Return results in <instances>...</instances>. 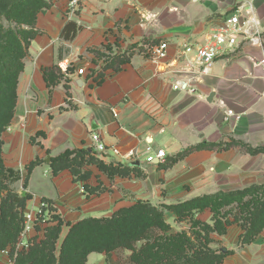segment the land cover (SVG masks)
Masks as SVG:
<instances>
[{
	"label": "crops",
	"instance_id": "1",
	"mask_svg": "<svg viewBox=\"0 0 264 264\" xmlns=\"http://www.w3.org/2000/svg\"><path fill=\"white\" fill-rule=\"evenodd\" d=\"M248 3L255 6L264 30V0H84L73 20L81 30L72 41L61 38L68 22L62 0L41 13L35 27L41 34L29 46L15 115L2 135L4 164L21 171L23 179L27 165L36 159L44 161L31 174L25 190L31 196L26 211L48 200L55 215L74 224L111 217L137 201L171 205L264 184V154L251 156L240 148L194 151L169 169L158 161L146 163L148 148L154 153L164 151L167 161L202 144L236 141L264 147L263 51L242 45L218 58L210 74L198 82L191 79L181 56L186 46L203 44L227 15ZM147 42H167L168 56L160 61L146 57L140 49L147 48ZM106 44H118L123 52L137 48L120 72L105 71L103 84L96 86V74L104 63L91 50H102ZM193 57V53L186 56ZM54 65L70 79L69 92L64 80L50 93L43 69ZM80 69L86 74L79 76ZM176 81L181 82L179 90L174 89ZM228 110L241 118L226 120ZM39 132L44 134L37 136ZM93 134L107 148L105 156L96 155L100 160L124 165L139 161L146 177L111 180L96 166H89L87 184L106 189L89 199L84 184L74 182L70 171L54 176L45 159L67 150L95 151ZM133 151L137 156L130 160ZM203 215L211 213L199 217ZM234 229L238 237L228 251L235 254L223 264H264V232L255 243L238 250L242 230ZM68 231L65 226L63 234ZM119 256V251L110 256L92 253L87 264H119Z\"/></svg>",
	"mask_w": 264,
	"mask_h": 264
},
{
	"label": "trees",
	"instance_id": "2",
	"mask_svg": "<svg viewBox=\"0 0 264 264\" xmlns=\"http://www.w3.org/2000/svg\"><path fill=\"white\" fill-rule=\"evenodd\" d=\"M49 9L45 0H0L1 15L32 27L20 32L22 39L0 27V251L11 248L13 264H87L92 253L110 256L121 249L131 251L128 259L130 264H223L235 251L222 253L221 248H213V235L224 237L231 226L237 225L242 230L238 247L244 248L255 243L264 232V184L228 193L204 195L171 205L156 206L137 201L131 207L118 210L111 217H91L74 224L65 223L54 213L51 218L55 224L44 228V238H37L39 241L36 239L28 251L14 256L15 246L23 229L27 201L31 196L26 194L23 197L10 189V185L24 180L23 187L27 190L31 174L44 161L36 159L27 165L23 179L21 171L7 168L4 164L2 135L15 115L19 78L24 70V59L28 55L29 46L41 34L35 30L38 16ZM80 30L81 27L75 21H68L61 31V38L72 41ZM158 45L160 44L147 42V48H141L140 52L150 58L151 49ZM135 48L137 47L132 46L128 51L119 53L121 48L118 44H106L103 51L91 50L104 63L102 71L96 74V86L103 84L105 71L111 69L114 73L120 72L130 62V53ZM96 64L99 65L98 62ZM43 73L51 94L64 80L69 92L68 84L71 81L58 65L43 69ZM43 134L39 132L37 136ZM31 142L36 144L35 138ZM231 148H240L251 156L264 154V147L253 148L236 141L227 144H202L165 160L163 168L173 167L194 151L209 149L222 152ZM89 166H96L111 180L116 177H146L138 167L131 164L105 163L96 156L93 149L67 150L50 161L54 176L70 171L74 182L84 184V191L90 199L91 196L101 195L106 189L87 184L91 177V172L86 170ZM43 201L54 212L50 201ZM207 211L211 213L210 222L198 218V215ZM166 213H173L177 222L187 221L190 225L189 232L173 233L171 225L166 221ZM64 226L69 231L57 255ZM38 230L41 229L38 227Z\"/></svg>",
	"mask_w": 264,
	"mask_h": 264
},
{
	"label": "built area",
	"instance_id": "3",
	"mask_svg": "<svg viewBox=\"0 0 264 264\" xmlns=\"http://www.w3.org/2000/svg\"><path fill=\"white\" fill-rule=\"evenodd\" d=\"M64 15L68 21H73L79 15L84 0H62ZM153 15L148 17V20L153 19ZM245 45L254 49L263 51V59L260 61L264 66V30L262 23L256 14V8L253 3L248 5H239L229 15L225 17L222 22V26L212 31L205 39L204 43L198 46L188 45L184 48L181 56L183 57V63L191 79L198 82L202 77L207 76L211 72V67L218 58L233 54L240 46ZM168 51V43L163 42L160 45L151 49V59L160 61L165 59ZM194 54L192 60L186 58L188 54ZM198 70H197V68ZM66 72V71H65ZM86 71L80 69L77 71L79 76L85 75ZM181 82L176 81L174 89H181ZM114 115L116 113L112 110ZM241 118L240 115H236L234 111H226V120L231 118ZM92 140L95 144V153L99 156H105L107 150L106 146L101 142V138L98 134H93ZM114 153L118 154V150L114 149ZM147 164H152L158 161L164 163L166 160V153L162 150L154 153L151 148L146 151ZM137 155L133 151L130 153L129 158L132 160ZM54 212L50 211V206L47 202L42 201L40 206L36 210L25 211L23 217V229L15 246L14 256L18 253L27 250L30 247V242L33 238L37 237L41 239L43 233L41 230L37 232V228L47 223L51 219L50 215ZM8 254L7 251H0V256Z\"/></svg>",
	"mask_w": 264,
	"mask_h": 264
},
{
	"label": "rangeland",
	"instance_id": "4",
	"mask_svg": "<svg viewBox=\"0 0 264 264\" xmlns=\"http://www.w3.org/2000/svg\"><path fill=\"white\" fill-rule=\"evenodd\" d=\"M45 1L49 5L50 9L53 7V5H55V0H45ZM0 27H2L5 32H11V33L13 32V33H15L19 39H22V36L20 34L21 31L28 30V29L32 28L30 25H27L25 23H19V22L15 21V20H9V19H7V17H5L4 15H1V14H0ZM21 185H22V181H20L18 183H15L13 185H10V189H12V190L18 192L20 195H22L23 192H25V190L21 188L22 187ZM206 215H203V216H200V217L198 215V218L201 219L202 221L210 222L211 215H209V216H206ZM51 216H52V214L50 215V217ZM165 218H166V221L171 225L173 233H176V232L180 233V232H183V231L189 232L190 225H189V223L187 221L177 222L175 220V217L169 216V214H167V213L165 215ZM54 224H55V222H53L52 218H51V219H49L47 221V223L44 225V227L41 226V230H43L42 231V233H43L42 238H44V228L46 226H51V225H54ZM64 227H63V229H64ZM233 227L235 228V227H238V226L237 225L231 226L229 228L228 234L226 236H224V237L213 235L212 237L214 239V243L211 246L213 248H215V249H217V248H227V250L231 249L232 246L230 245V243L233 240H235V238L238 237V231H236ZM39 229H40V227H39ZM239 229H240V227H239ZM41 230H38V228H37V232H40ZM65 230H67V229L65 228ZM65 237L66 236L62 232L61 240L58 243L57 255H59V253H60L59 251H60V248H61V243H62V241H63V239ZM36 239H37V237H35V238H33L31 240L30 247L33 245V243L36 241ZM229 246H231V247H229ZM29 248H27V250H25V251H28ZM236 248L238 250L242 249V248H239L238 246ZM5 251H7L8 254H4V255L0 256V264H13V260H12V257H11V252H12L11 248H8ZM118 251H119V253H121V256H119L120 257V263L119 264H130L128 259H129V256L131 254V251L122 250V249L118 250ZM124 255L127 258L126 261H125V256Z\"/></svg>",
	"mask_w": 264,
	"mask_h": 264
},
{
	"label": "water",
	"instance_id": "5",
	"mask_svg": "<svg viewBox=\"0 0 264 264\" xmlns=\"http://www.w3.org/2000/svg\"><path fill=\"white\" fill-rule=\"evenodd\" d=\"M130 48V47H129ZM128 48V49H129ZM123 52V50H120L119 51V53H122ZM256 62H258V61H256ZM82 81H80V83H81ZM45 161H46V163H48V164H50V161H51V157H47L46 159H45ZM159 162H157V164H158ZM131 165H133V166H137V167H139L140 166V162L139 161H136V162H132L131 163ZM23 197L24 196H26V192H23ZM221 251H222V253H227V248H221Z\"/></svg>",
	"mask_w": 264,
	"mask_h": 264
}]
</instances>
